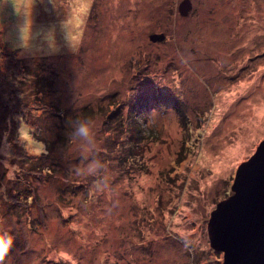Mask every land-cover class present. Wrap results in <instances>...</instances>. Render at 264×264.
<instances>
[{
	"label": "rangeland",
	"instance_id": "rangeland-1",
	"mask_svg": "<svg viewBox=\"0 0 264 264\" xmlns=\"http://www.w3.org/2000/svg\"><path fill=\"white\" fill-rule=\"evenodd\" d=\"M182 1L0 0L3 264H224L208 226L264 141V0Z\"/></svg>",
	"mask_w": 264,
	"mask_h": 264
},
{
	"label": "water",
	"instance_id": "water-1",
	"mask_svg": "<svg viewBox=\"0 0 264 264\" xmlns=\"http://www.w3.org/2000/svg\"><path fill=\"white\" fill-rule=\"evenodd\" d=\"M190 0L180 4L187 15ZM151 39L163 40L164 33ZM234 194L221 201L212 213L208 230L212 247L224 252V264H264V141L243 162L232 185Z\"/></svg>",
	"mask_w": 264,
	"mask_h": 264
},
{
	"label": "clouds",
	"instance_id": "clouds-1",
	"mask_svg": "<svg viewBox=\"0 0 264 264\" xmlns=\"http://www.w3.org/2000/svg\"><path fill=\"white\" fill-rule=\"evenodd\" d=\"M25 38H27L28 28L24 29ZM89 126L87 122H81L77 129V132L82 136L89 135ZM97 162H90L88 166V172H92L97 167ZM78 174L81 173L80 169H77ZM14 235L9 231H0V264H3L6 254L9 252V249L13 246Z\"/></svg>",
	"mask_w": 264,
	"mask_h": 264
}]
</instances>
